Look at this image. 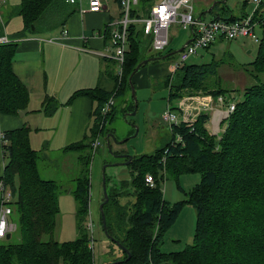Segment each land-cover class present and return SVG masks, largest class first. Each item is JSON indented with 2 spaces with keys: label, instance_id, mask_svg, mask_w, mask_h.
I'll return each mask as SVG.
<instances>
[{
  "label": "trees",
  "instance_id": "1",
  "mask_svg": "<svg viewBox=\"0 0 264 264\" xmlns=\"http://www.w3.org/2000/svg\"><path fill=\"white\" fill-rule=\"evenodd\" d=\"M118 2L121 6V0ZM61 4L58 0H21L16 11L22 17L23 30L35 33L61 25L54 17L58 14L55 6ZM220 4L225 5L217 1L208 12L210 19L240 18L213 14V9ZM261 5L262 2L254 12V19L260 21L264 32ZM135 12L132 8L130 15L139 17ZM200 13L203 19L206 13ZM143 36L135 23L128 25L122 73L120 78L115 75V95L130 92L129 76L143 59L173 51L167 47L147 56L150 38L147 37L146 45L142 42ZM257 41V56L250 72L258 83L245 88L242 100L235 102L217 145L215 135L204 127L206 114L201 113L192 131L184 124L173 125L171 139L162 147L152 154L133 156L128 164V179L118 180L107 188L109 179L105 175L108 200L102 210L106 230L114 245L119 243L130 253L126 259V252L121 250L123 255L114 259L120 260L117 264H264V35ZM17 46L18 42L14 41L0 43V114L14 115L28 102V91L11 69ZM212 64L213 60L183 64L162 80L168 86L167 101L179 98L185 89L205 83L208 73L214 74ZM224 92L222 87L208 91L213 96ZM113 93L88 89L70 97L72 100L79 94L87 95L96 106L88 133L64 150H88L94 137L103 134L109 112L103 116L101 107L115 96ZM54 106L48 107L46 103L44 109L51 113ZM29 132L30 128L23 125L2 133L6 161L0 179L12 194L10 218L16 223L14 232L18 233V239L11 241L12 232L9 239L0 241V264H94L87 232H80L68 241L53 238L59 211L58 185L40 176L39 154L30 145ZM177 135L181 136L180 141L176 140ZM80 159L84 173L74 179L70 192L77 202V215L83 220L90 200V154L79 155ZM185 173H198L199 182L188 191L182 190L184 198L167 201L162 183L171 177L179 186L178 178ZM147 175L153 178V186L146 184ZM186 204L196 211L191 242L181 250L166 252L160 247L164 235Z\"/></svg>",
  "mask_w": 264,
  "mask_h": 264
},
{
  "label": "rangeland",
  "instance_id": "2",
  "mask_svg": "<svg viewBox=\"0 0 264 264\" xmlns=\"http://www.w3.org/2000/svg\"><path fill=\"white\" fill-rule=\"evenodd\" d=\"M14 0H9L11 14L8 17H14ZM64 3L63 0H58ZM153 0L140 1L138 6L140 12L144 15L150 3ZM237 0H226L229 5H235ZM202 0H193V15H197L204 9L202 8ZM68 5V4H67ZM69 6V5H68ZM132 6L136 4L132 3ZM18 7V6H16ZM254 4L250 3L247 14L252 13ZM17 10V9H16ZM215 11V10H214ZM211 14H206L203 19H209ZM57 18V15H54ZM240 17V16H239ZM5 19V18H4ZM1 24V21H0ZM7 24V23H6ZM9 27V26H8ZM256 37L261 39L264 35L262 24L256 23L254 29ZM170 44L169 48L176 50L181 47L189 36V29L183 28L180 24L172 23L169 27ZM142 42L147 45L148 38L142 37ZM259 41L255 42L252 37H243L238 40H224L216 38L213 40L208 49H200L197 54L190 56L184 64H197L205 61H212L210 68L214 74L208 73L207 81L197 88L185 89L184 93L179 98L170 100L175 106L180 98L185 96H213L208 93L209 90H215L217 87H222L226 90L223 95L227 101L232 100L238 102L242 100L244 90L250 85L258 83L253 77L250 69L252 63L257 56ZM155 53V52H147ZM146 53V55H148ZM179 60V51L173 53L170 58L160 60L172 66L174 61ZM209 62V63H210ZM262 75H259V78ZM160 78V77H159ZM159 78L152 80V86L135 88V101L131 92H124L113 97L111 110L104 121L105 130L103 134L98 135L99 145L93 147L90 145L88 150H50L51 152L44 155L39 154V174L42 178L52 179L58 185V207L59 211L56 216L55 226L53 230V238L58 241H68L75 239L79 233H85L92 238L93 241V258L94 264H108L114 261L116 257L123 255L122 249L118 244L114 245L105 235L102 228L100 217L99 204L102 201V169L105 164V175L109 179L107 188L121 179H128L130 171L128 165H116L118 161H123L124 158H117L116 154H130L138 157L143 154H152L157 149L162 147L171 139L170 128L161 120V115L167 106L168 86ZM230 99V100H229ZM226 105V104H225ZM227 107V106H226ZM135 109V113L131 114V110ZM204 112V111H203ZM202 112V113H203ZM105 115V116H106ZM102 124V123H101ZM228 120L221 123L219 132L214 134L216 145L218 137L226 128ZM205 128L210 134L212 131L210 117L205 122ZM113 134L107 140V134ZM220 134V135H219ZM219 135V136H218ZM95 138V137H94ZM97 138V136H96ZM95 138V139H96ZM114 138V139H113ZM93 139V140H95ZM92 140V141H93ZM91 141V142H92ZM47 140L42 142L41 151L45 152ZM89 153V178H90V200L86 218L82 220L77 215V202L70 192L74 184V179L83 174L82 159H78L77 155H85ZM6 161V157L4 158ZM200 180L198 173H185L179 176L177 186L176 180L168 177L162 183L163 196L167 201L174 202L184 198L183 191H188L194 187ZM1 197V191H0ZM123 201L126 198H122ZM92 222V229L88 227L89 222ZM196 223L195 208L186 204L182 207L177 215V218L170 225L164 235L163 244L160 246L166 252L178 251L183 249L191 242ZM90 238V241H91ZM5 238H0L4 240ZM18 233L13 232L11 241H17Z\"/></svg>",
  "mask_w": 264,
  "mask_h": 264
},
{
  "label": "crops",
  "instance_id": "3",
  "mask_svg": "<svg viewBox=\"0 0 264 264\" xmlns=\"http://www.w3.org/2000/svg\"><path fill=\"white\" fill-rule=\"evenodd\" d=\"M140 1L144 0H138L136 6L132 8L141 18L147 15L150 6L158 0L150 3L144 15L138 6ZM215 1L217 0H202L201 4L204 8L202 11L207 10ZM13 2L15 15L12 18L8 17L12 11L9 0H0V36H7L12 41L18 42L11 61V69L28 91L29 98L26 107L18 110L16 114H0V176L5 164L2 148V133L5 130L27 125L30 128L31 147L38 154L42 152L44 155L55 149L66 151L64 148L67 145L81 140L88 133L93 122L96 102L84 94H79L72 100L70 97L75 92L88 89L100 90L107 94L114 92L116 65L111 58L109 24L122 17L118 0H104L99 11L86 13L79 11V5L64 0L60 6H55L58 13L55 21L62 24L32 33L23 30L22 17L17 14L16 6L21 0ZM80 4L81 7H87V0H80ZM249 6V0H237L235 5L225 2V5L216 6L213 14H232L241 17L246 14ZM261 7L264 10V0ZM67 11L71 12L66 16ZM135 24L141 28V22ZM64 28L67 30L66 35L62 33ZM190 33L191 29L187 39ZM48 38H52V41H48ZM147 51L152 52L149 47ZM149 54L151 53L147 56ZM160 60L148 61L133 74L134 87L141 89L152 86L153 79L160 77V80H164L173 74L172 67L167 63L163 64L164 58L161 63ZM46 103L48 107L55 105L51 113H47L44 109ZM226 109L225 104L214 103L213 108L205 110L203 114H206V120L210 117L213 125ZM45 140L47 144L44 152L40 149ZM78 159L79 155L77 161Z\"/></svg>",
  "mask_w": 264,
  "mask_h": 264
},
{
  "label": "built area",
  "instance_id": "4",
  "mask_svg": "<svg viewBox=\"0 0 264 264\" xmlns=\"http://www.w3.org/2000/svg\"><path fill=\"white\" fill-rule=\"evenodd\" d=\"M70 3L79 5L81 13L99 11L104 0H87V7H81L80 0H67ZM138 0H121L122 17L119 20L111 22L109 44L112 48L111 58L116 62V75L120 78L122 73V65L124 63V55L127 48V32L130 23L141 22V30L144 36L150 38V50L153 52H161L165 50L170 42L169 27L172 23L180 24L185 29H191L190 41L179 51V60L172 64L173 72L181 67L184 62L190 57L197 54L200 49H205L216 38L224 40H238L243 37H252L257 42L254 29L259 20L254 19V12L262 0H249L254 4L252 13L245 14L234 20L226 19H197L193 15V0H158L150 6L147 15L133 17L130 15L132 3L137 4ZM264 17V16H263ZM262 17V18H263ZM260 18V20H262ZM63 35L67 34V30H62ZM52 41V38H48ZM7 36H0V43L11 42ZM230 100V99H229ZM113 103L111 96L102 106L101 114L105 116L110 110ZM226 104L227 109L213 123L212 133L218 134L221 132L220 124L225 120L235 108V102L227 101L223 95H218L213 98L206 95L200 96H185L179 99L177 104L173 106L171 102L167 103L166 108L162 112L161 120L167 124L169 128L173 125L184 124L193 130V125L198 116L205 110L213 108V104ZM219 136V135H218ZM96 138V137H95ZM94 138V139H95ZM219 138V137H218ZM177 141L181 140V136L177 135ZM95 148L99 145L98 137L91 142ZM146 184L154 185V180L151 175L145 178ZM0 238H5L7 233H12L16 230V223L11 220L10 215L12 208L9 205L12 200L11 192L5 188L0 179ZM89 228L92 229V222H89ZM91 238V237H90ZM89 247L93 250V241L89 240Z\"/></svg>",
  "mask_w": 264,
  "mask_h": 264
},
{
  "label": "water",
  "instance_id": "5",
  "mask_svg": "<svg viewBox=\"0 0 264 264\" xmlns=\"http://www.w3.org/2000/svg\"><path fill=\"white\" fill-rule=\"evenodd\" d=\"M217 1L220 2V3H225L226 2V0H217ZM217 1H215V2H217ZM215 2H213V4L211 6H209V8L207 10H205L204 12L208 13L212 9V7L215 4ZM197 19H202L201 18V13L198 14ZM189 41H190V38H188L181 47H179L178 49L172 51L171 53H165V54H163L161 56L148 57V58L143 59L140 63H138V65L135 67L134 71H132V73L129 76L130 92H131V95H132V97H133V99L135 101V104H136V98H135V92H134L135 88H134V85L131 82V78H132V75L134 74V72L140 67V65L142 63H145V62L153 60V59H162L164 57L169 56L170 54H173L175 52L181 51L184 48V46L189 43ZM134 113H135V109L133 111H131V114H134ZM106 137H107V140H109V137H113V134L108 133ZM116 157L117 158H126L123 161L116 162L115 163L116 165H119V164L128 165L130 163V161L132 160L133 156L130 155V154H116ZM106 166H107V164H105L103 169H102V194H103V200L99 204V210H100V216H101V221H102V228H103V230L105 232V235L109 239L113 240V238L111 236H109V234H108V232L106 230L105 217H104V213H103V210H102L103 204L106 203V201L108 200V193H107V188H106V178H105V172H104ZM10 235H11L10 233H7L5 238L9 239ZM117 244L122 250H124L126 252V254H127L126 259H128L130 257L129 251L127 249H125L121 244H119V243H117ZM119 262H120V260H114V261L109 262L108 264H117Z\"/></svg>",
  "mask_w": 264,
  "mask_h": 264
},
{
  "label": "flooded vegetation",
  "instance_id": "6",
  "mask_svg": "<svg viewBox=\"0 0 264 264\" xmlns=\"http://www.w3.org/2000/svg\"><path fill=\"white\" fill-rule=\"evenodd\" d=\"M126 158H124L123 160H125Z\"/></svg>",
  "mask_w": 264,
  "mask_h": 264
}]
</instances>
